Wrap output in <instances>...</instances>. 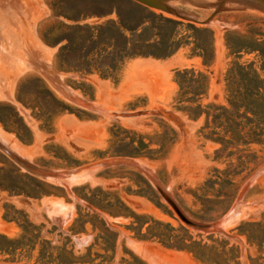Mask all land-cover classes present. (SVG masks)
<instances>
[{
    "label": "rangeland",
    "instance_id": "rangeland-1",
    "mask_svg": "<svg viewBox=\"0 0 264 264\" xmlns=\"http://www.w3.org/2000/svg\"><path fill=\"white\" fill-rule=\"evenodd\" d=\"M178 7L201 22L213 12ZM161 15L181 23L172 31ZM120 22L142 38L165 28L180 46L125 57L111 71L95 31ZM233 62L264 78L263 11L228 9L199 23L134 0H0V141L58 172L43 178L0 149V234L18 238L30 222L39 238L69 239L93 260L85 264H264V142L222 146L174 101V71L193 67L208 77L201 102L226 105ZM118 157L132 162L99 165ZM155 183L188 218L218 228L186 225ZM37 253L0 252V264H40Z\"/></svg>",
    "mask_w": 264,
    "mask_h": 264
},
{
    "label": "trees",
    "instance_id": "trees-1",
    "mask_svg": "<svg viewBox=\"0 0 264 264\" xmlns=\"http://www.w3.org/2000/svg\"><path fill=\"white\" fill-rule=\"evenodd\" d=\"M144 19V18H143ZM160 21L173 25L172 31L181 21L160 16ZM145 20L141 22L144 23ZM140 25V24H139ZM192 29H198L189 23ZM149 38H142L136 27H129L123 22L119 24L108 23L96 28L97 40L101 41V50L111 54L112 62L106 64L111 71H117L125 57L129 56H154L164 57L172 54L180 43H172V33L167 34L165 28H155ZM107 32H111L108 36ZM131 35L135 36L130 38ZM173 44L167 49L162 48L166 43ZM204 63L211 59L206 57L205 51L196 47ZM238 51V50H237ZM263 54V52H262ZM103 55V54H102ZM90 69V68H89ZM105 76V75H103ZM173 79L178 91L174 98L177 108L185 111L197 120L203 118L200 131H205V136L218 142L222 146L247 145L264 142V78L250 64L233 62L228 70L227 104L202 103L201 98L208 88V77L200 69L184 67L174 71ZM40 226L25 221L23 234L18 238H10L0 234V252L12 254L24 249H33L38 245L37 260L40 264H85L93 261L85 258L86 254L78 253L74 245L69 244V239L61 244H53L52 240L39 238ZM75 234V233H71ZM196 256V250L189 248ZM201 259V257H200Z\"/></svg>",
    "mask_w": 264,
    "mask_h": 264
},
{
    "label": "water",
    "instance_id": "water-1",
    "mask_svg": "<svg viewBox=\"0 0 264 264\" xmlns=\"http://www.w3.org/2000/svg\"><path fill=\"white\" fill-rule=\"evenodd\" d=\"M134 1L140 4H143L147 7L158 9L168 14H171L179 19L187 20L190 22H199V23H209L211 18L217 12L228 10V9L251 8V9H257V10L264 12V0H134ZM173 2H178L181 5H190V6L197 7V8H201V7L212 8L213 12L208 19L201 22V21H198L197 15H195L193 12L183 10L180 7L174 5ZM36 67L47 77V79L50 82L56 83L57 81L56 78L53 76L52 73H50V70L47 68V66L44 63L42 62L38 63ZM61 90H63L64 94L68 98H71V99L73 98L71 94H68L67 90L64 91L65 88ZM0 149L5 154H7L10 158H12L16 163L23 166L24 168L31 170L33 173H35L38 176H41L43 178H47V177L49 178L51 176H56L58 173L57 171L46 170V169L36 167L32 165L31 163H29L28 161L23 160L16 154L9 151L8 148H6V146L1 141H0ZM131 162L132 161L128 158L118 157V158H113L110 160L100 161L99 165L115 164V163H131ZM155 187L157 191L159 192L160 196L163 198V200L170 206V208L175 212L178 218L182 222H184L186 225L191 226L193 228L202 229V230L218 228V222L199 223V222H196L188 218L185 214H183L184 212L182 213V211L179 209L180 206L174 202L172 197L166 191H164L156 183H155Z\"/></svg>",
    "mask_w": 264,
    "mask_h": 264
},
{
    "label": "bare ground",
    "instance_id": "bare-ground-1",
    "mask_svg": "<svg viewBox=\"0 0 264 264\" xmlns=\"http://www.w3.org/2000/svg\"><path fill=\"white\" fill-rule=\"evenodd\" d=\"M173 4L174 5H176V6H178V5H181V4H179L178 2H173ZM173 199V198H172ZM174 200V199H173ZM175 202V201H174ZM176 203V202H175ZM177 204V203H176ZM179 207V206H178ZM179 209H180V207H179ZM181 210V209H180ZM182 211V210H181ZM182 213H183V211H182ZM184 214V213H183ZM185 216V215H184Z\"/></svg>",
    "mask_w": 264,
    "mask_h": 264
}]
</instances>
